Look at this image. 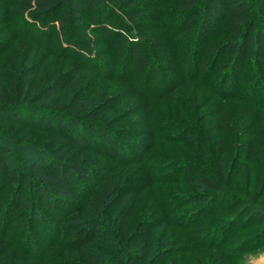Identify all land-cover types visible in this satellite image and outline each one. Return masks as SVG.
<instances>
[{
    "label": "trees",
    "instance_id": "16d2710c",
    "mask_svg": "<svg viewBox=\"0 0 264 264\" xmlns=\"http://www.w3.org/2000/svg\"><path fill=\"white\" fill-rule=\"evenodd\" d=\"M156 1L15 0L14 15L16 21L20 19L23 24L18 29L19 36L34 40L38 46L50 51L64 36L68 43L63 48L68 55L78 49L76 43L80 40L76 35L85 32L88 23L104 27L103 33L112 37L111 54L112 59L120 63L122 70L119 73L123 72L120 77H128L144 99L154 103L173 102L180 100L182 90L201 87L211 97L241 109L245 121H258L264 113V94L257 97L256 91L264 82L263 77L256 74L244 78L240 73L243 65L249 62L258 68L264 66V0H164L166 10L162 7L160 11L154 7L160 6ZM110 4L118 11L110 10ZM108 13H112V19ZM163 15L167 17V24L165 20L160 21ZM103 17L108 21L102 20ZM89 53L84 52L92 61ZM36 77V73L27 72L24 81L9 85L0 72V190L8 185L20 189L30 187L34 198L55 215L66 229L67 238L53 250H65L68 258H63L64 263L110 264L115 257H123L121 264H156L172 249L166 247L168 231L179 226L183 227L189 243L204 240L197 232L203 228L202 219L223 197H232L229 188H236L227 180L225 170L221 169L217 178L208 174L213 168L205 166L203 161H207L213 151L204 152L201 145L193 143L196 154L186 157L156 149L151 144L119 140L111 136V129L104 123L95 121L112 111L111 103L94 105L93 94L78 86L75 74L59 76L54 84L39 91L32 84ZM243 82L246 85H242ZM169 109L174 111L167 112L171 117L164 120V126L161 125L167 133L186 126L198 129L194 116H187V109L181 104H170ZM233 122L222 116L210 127L213 128L210 130L213 140L209 145L219 154L220 165L225 164L228 155L245 147L236 136ZM156 126L155 131H158L160 126ZM26 131L50 135L51 145L58 144L53 151L44 152L46 158L32 162L25 160L26 171L20 173L11 170L12 148L38 147L21 143L29 136ZM187 135L185 132L179 138L163 137V141L184 142ZM152 139L156 140L157 136ZM244 145L250 147L252 144ZM143 153L144 157L140 159ZM154 162L163 166L157 168ZM197 173L201 175L199 178H195ZM98 178L103 181L98 182ZM154 181L196 184L206 192L194 201L186 196L170 197L161 190L164 193L157 211L151 212L154 205L142 206V218L132 229L128 223L131 209L139 195L155 188L151 184ZM94 182L97 185L92 187ZM243 194L245 198H240L238 203L239 217L229 222L230 229L244 219L248 225L264 223V204L257 203L249 192ZM131 200L132 206L119 220L124 206ZM192 203L197 206V212L187 216L177 214ZM87 204L94 210L104 205L106 221L80 217L83 210L88 209L85 208ZM21 207L22 204L16 202L11 210L14 212L15 208ZM67 213L68 221L64 218ZM13 225L15 223L10 219L2 222L0 264L63 263L58 252L42 262L13 247L4 235ZM106 235L111 237V250H95L100 236ZM170 240L175 241L174 238ZM217 240L208 239L209 248L213 244V247L227 250L222 248L223 243L217 244Z\"/></svg>",
    "mask_w": 264,
    "mask_h": 264
},
{
    "label": "rangeland",
    "instance_id": "374dc122",
    "mask_svg": "<svg viewBox=\"0 0 264 264\" xmlns=\"http://www.w3.org/2000/svg\"><path fill=\"white\" fill-rule=\"evenodd\" d=\"M156 3H159L160 6L156 7L152 4L158 10L167 7L164 0H157ZM14 7L15 0H0V50H2V53H0V55L2 54L0 72L6 83L12 85V82L24 81L27 72L36 73L37 77L32 81V84H35L36 90L39 91L54 84L59 76L67 73L75 74L78 79V86L87 88L88 93L93 94L92 102L94 105L107 101L111 103L112 111L95 120L104 123L106 128H110L111 136H116L119 140H131L142 145L151 144L156 149L177 152V154L186 157L196 154L191 144H199L204 152L213 151L212 156L207 161H203L205 166L213 168L210 171L211 173L208 174L217 178L219 177L218 172L223 169L227 174V180L234 183L233 186L237 188L238 191L235 190L236 188H229L228 193H231L232 197H223L220 202L214 205L215 209L202 219L203 228H199L200 230L197 232L201 233L200 235L204 240H199L198 243H189L183 227L180 226L168 231L166 247H172V249L167 253L165 259H158L156 264H264V223L260 225L249 223L248 225L244 219L234 227L231 225V229L230 226H227L229 222L239 217L238 203L240 198H245L243 192H249L257 203L264 204V113L261 114L262 117H258L256 122L252 120L245 121L241 116V109H236L237 107L233 104H227L223 100L219 101L211 97V94L206 93L205 89L201 87L182 90L179 95L180 100L151 102V99H144L139 95V92L137 93V88L133 86L128 77L124 75L120 77L123 74V72L122 74L119 73L122 70L120 69V63L112 59V37L103 33L104 27L88 23L89 28L85 32L76 35L80 43H76L78 49L74 54L68 55V52L63 48L68 43L67 38L64 36L56 42L53 51L47 48V50H44L34 40L31 41L19 36L18 29L23 24L20 19L18 22L16 21L17 16L14 15ZM109 8L118 11L112 4L109 5ZM87 14V16H90L89 12ZM108 14V17L112 19V13ZM102 20L106 19L103 17ZM166 20L167 17L164 15L160 19V21L167 24L168 21L166 22ZM209 39L207 38V40ZM84 52H90L91 58L94 59L92 58V61H89ZM240 74L241 76L244 75V78L248 75L255 76L258 74L263 77L264 81V66L258 68L255 63L249 62L243 65ZM241 84L246 85V82ZM72 92H75V89ZM256 94L257 97L264 94V82L258 87ZM170 104L172 106L181 104L183 108L187 109L185 114L194 116L197 123L195 128L198 129L194 130L193 127L186 126L183 129H177L169 133L166 132V128L165 130L162 129L161 125L164 124V120L171 117L167 115V112L172 113L174 111L169 109ZM186 106L190 107L187 108ZM196 106H198L197 109ZM192 111H195V113L192 114ZM82 116L84 115L82 114ZM222 116L233 119V128L237 132L236 136L241 145L245 147L240 152L228 155L225 164L220 165V156L213 147H210L209 143L213 140V132L210 131L213 128L210 127H213L215 122H218ZM156 125L160 126L158 131H155ZM13 129L16 130L15 127ZM185 132L188 135L184 142L170 143L163 141V137L179 138ZM26 133L29 136L22 139L21 143L38 147L37 149L23 147L20 150L12 148V171L24 173L28 165L24 164L25 160L32 162L46 158L44 152L53 151V148L58 144L51 145L53 143L51 136L39 131H26ZM154 135L157 136L156 140L152 139ZM38 138L42 141H39ZM249 142L253 147L244 145ZM143 157L144 153L139 156L140 159ZM154 163L157 168L163 166V164ZM168 169V171L171 170V168ZM115 170H118V168L116 167ZM202 173L204 174L201 171ZM200 176L197 173L195 178ZM96 180H99L98 182L103 181L102 178ZM151 184L155 188L139 195L136 204L131 209L128 223L132 229L142 218L140 216L142 206L151 207L154 205L153 210H150L151 212L157 211L159 199L164 193L160 192L161 190L165 191L170 197L182 198L186 196V198L194 201L197 200V197L200 199L206 192L202 186L180 184L177 181L170 184H161L154 181ZM96 185L95 182L91 183L92 187ZM134 186L136 187V185ZM202 199L207 202L206 198ZM16 202L22 204V207L20 209L15 208L12 212L11 207L16 206ZM241 202L245 201L242 200ZM132 204L131 200L128 206H124L122 217H118L119 220H122ZM85 208L88 209H84L80 216L84 220L98 218L101 222L106 221L104 205L97 207V210H94L91 206L89 207V204ZM196 210L197 206L192 203V206L179 210L177 214L187 216L197 212ZM68 214L64 216L66 221H68ZM6 219L14 221L16 225H13L10 230L8 229L4 233L5 238L9 240L13 247L29 254L33 259L42 260V262H46L48 257L56 252L60 256L62 255V262L65 259L64 257L68 258V254L62 248H59L58 251L53 250L54 246L67 238V235L64 234L66 229L63 228L55 215L47 210L45 204L34 198L33 190L30 187L20 189L18 186L8 185L6 189L0 190V234L3 233L2 222L5 223ZM192 228H196V226ZM98 233L101 235V232ZM172 238L175 241H171ZM213 238L218 239L215 241L217 244L223 243L222 248L227 250H224V252L219 246L213 247L212 242V247L209 248L207 240ZM112 244L110 235L100 236L94 249L97 251H110ZM122 259L123 257H115L110 261V264H121L124 262Z\"/></svg>",
    "mask_w": 264,
    "mask_h": 264
}]
</instances>
